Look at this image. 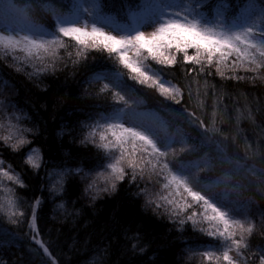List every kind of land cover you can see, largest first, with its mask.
Segmentation results:
<instances>
[{"label": "trees", "instance_id": "trees-1", "mask_svg": "<svg viewBox=\"0 0 264 264\" xmlns=\"http://www.w3.org/2000/svg\"><path fill=\"white\" fill-rule=\"evenodd\" d=\"M143 2L0 0V25L12 28L19 22L50 34L58 15L75 13L84 19L87 14L81 7L97 3L105 17L102 22L131 28L139 25ZM11 6L24 8L27 21L9 14ZM217 6H223L222 17H215ZM246 6L247 0H209L201 10L209 19L236 23ZM256 7L264 8V0H256ZM63 39L69 48L58 49L60 59L55 66L39 75L33 74L31 64L0 54V118L9 120L12 129L0 131V162L23 182L20 187L0 177V205L7 202L4 192L10 195L5 186L12 187L18 210L23 212L17 224L0 212V264H225L222 257L217 262L203 255L209 249L219 255L223 250L219 239L209 237L190 221L181 226L164 208L148 202L161 193L162 178L149 179L145 174L133 182L132 171L126 168L127 174L116 182L115 190L98 191L106 185L104 179L93 176L103 171L111 158L95 143L84 140L91 130L88 126L114 106L112 93L118 89L101 92V88L117 71L123 74L121 79L132 98L143 101L137 110L154 113L153 127L158 130L163 124L168 136L174 138L165 158L170 167L201 161L203 171L187 173L201 185L214 182L225 171L236 172L232 183L218 185L209 195L222 198L237 219L247 218L254 225L242 258L246 264H260L258 250L264 249V182L259 179L264 177V68L258 74L238 69L236 74L245 79L236 80L221 78L215 67L200 72V66L186 63L182 53H173L177 63L171 66L149 59L145 63L152 72L180 89L175 100L166 99L154 87L130 79L129 70L107 52L90 50L73 64L75 42ZM16 55L23 53L17 50ZM17 134L30 143L13 151ZM158 134L167 139L163 132ZM95 140L99 142L98 135ZM181 147L187 150L180 152ZM31 149L39 151V168L25 163ZM205 159L211 162L210 167L203 163ZM94 180L96 186L89 189ZM34 206L35 229L30 227ZM194 210L188 209L186 214ZM37 240L47 247L48 254Z\"/></svg>", "mask_w": 264, "mask_h": 264}, {"label": "snow or ice", "instance_id": "snow-or-ice-1", "mask_svg": "<svg viewBox=\"0 0 264 264\" xmlns=\"http://www.w3.org/2000/svg\"><path fill=\"white\" fill-rule=\"evenodd\" d=\"M208 3L209 0H188L187 3H181L180 0H144L138 13L139 25L131 28L116 25L106 30V25L102 23L105 17L100 14V5L97 3L81 7L80 10L87 14L84 19L75 13L71 16L58 15L55 31L47 36L43 30L37 33L26 24L19 31L0 25V54L12 55L15 60L31 64L33 74L39 75L55 66V62L60 59L58 49L69 48L63 39L68 37L75 42L76 59L72 60L73 64L78 63L90 50L107 52L129 70L132 74L130 79L141 85L154 87L166 99L173 100L180 95V89L164 80L159 73L152 72L145 63L149 59L160 65L171 66L177 63L176 54L182 53L186 63L200 66V72H204L205 68L215 67L216 74L224 79H245L244 76L236 74L238 69L258 74L264 68V8L257 9L256 0H247L246 8L237 17L239 22L224 23L220 19H209L201 10ZM12 13L27 21L24 8L11 6L9 14ZM223 15V6H217L215 17ZM144 25L151 26L153 31L146 35L142 30ZM17 50L23 55H16ZM189 50H192V54H189ZM130 52L132 56L129 55ZM145 52L147 55H144ZM68 56L72 57L71 51ZM122 75L119 71L114 72L109 82L101 88V92L110 88L118 89L112 93L114 106L100 120L88 126L91 130L84 140L86 143H95L111 158L106 165L107 174H98L103 177L106 185L98 191L115 190L116 182L125 178L126 168L131 169L133 182L137 176L143 179L145 174L149 179L154 176L162 178L163 183H160V179L156 182L160 183L161 193L167 194L158 193L155 199L148 202L155 204L158 209L164 208L170 217L178 219L181 226L190 221L193 226L200 225V230L209 237L219 239L223 250L217 255L216 251L209 249L203 253L205 259L219 262L222 257L225 264H241L242 250L248 248V237L253 233L254 225L247 218L237 219L233 209L222 198L209 195L210 190L218 185L227 186L232 183L236 172L225 171L214 182L201 185L187 174L193 169L203 171L201 161L187 164L178 162L179 166L175 169L170 167L165 158L170 155L169 149H172L174 138L168 136L167 128L163 124L158 130L153 127V122L157 119L154 113L137 110L143 101L132 98V93L126 90L127 86L121 79ZM100 79L101 76L97 75L96 80ZM200 127L204 128L203 123ZM205 131L208 129L205 128ZM158 132H163L167 139H162ZM97 135L99 142L95 140ZM179 142L185 143L183 139ZM28 143L30 141L23 135L17 134L16 142L11 146L13 151H18ZM186 150L181 147L179 151ZM219 150L223 151L222 148ZM176 154L172 150L171 155ZM25 163L39 168V151L31 149ZM203 163L208 167L211 165L207 159ZM0 177L14 185L23 186L21 177L11 168L4 170L2 162ZM259 179L264 182V177ZM95 186L94 180L89 189ZM5 187L10 195L6 210L0 205V212L7 215L10 223L17 224L18 218L23 217V212L18 210L15 189ZM193 208L197 210L186 214L188 209ZM204 224L208 227H203ZM30 227L35 229V206ZM4 234L9 237L13 235ZM36 242L48 254L47 247L39 240ZM258 251L260 264H264V249Z\"/></svg>", "mask_w": 264, "mask_h": 264}, {"label": "rangeland", "instance_id": "rangeland-1", "mask_svg": "<svg viewBox=\"0 0 264 264\" xmlns=\"http://www.w3.org/2000/svg\"><path fill=\"white\" fill-rule=\"evenodd\" d=\"M85 18H87V15L85 16ZM102 23H104L105 25H106V30H107V28H112V27H109L105 22H102ZM23 26H25L24 24H21V23H19V22H16L15 24H14V26L12 27V28H16L17 29V31H19V29H20V27H23ZM29 26V25H28ZM33 31H35V32H37V33H39L42 29H39V28H34V27H32V26H29ZM142 30L145 32V34L147 35L148 33H150L151 31H153V28L151 27V26H148V25H144V26H142ZM0 31H2V30H0ZM43 33L47 36L49 33H47V32H45V31H43ZM21 34H23V33H21ZM129 55L130 56H132V53L130 52L129 53ZM2 129H9L10 131H12V129L10 128V125H9V120H7L6 118H0V131L2 130ZM3 168H4V170H8L9 168L8 167H6L5 165H3ZM107 174L106 173V168L103 170V171H101V172H99V173H97L96 175H94L93 176V178H95V179H98V180H102L103 179V177L102 176H98V174ZM11 174V173H10ZM6 190V189H5ZM8 194L6 193V192H4V199L7 201V198H8ZM4 203V207L6 208L7 207V202H3ZM232 255H235V253H231ZM241 264H246L245 262H244V260H243V258L241 257Z\"/></svg>", "mask_w": 264, "mask_h": 264}]
</instances>
